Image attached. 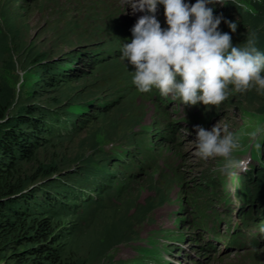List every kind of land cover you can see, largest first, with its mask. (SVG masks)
I'll list each match as a JSON object with an SVG mask.
<instances>
[{"label":"rangeland","instance_id":"obj_1","mask_svg":"<svg viewBox=\"0 0 264 264\" xmlns=\"http://www.w3.org/2000/svg\"><path fill=\"white\" fill-rule=\"evenodd\" d=\"M206 6L234 47L252 36L264 53V0ZM143 15L152 14L122 0H0V109L31 107L63 129L40 134L31 158L16 161L58 200L30 213L58 232L46 264H264V240L233 250L216 234L262 235L264 93L233 92L218 108L140 93L120 57ZM155 17L166 30L162 4ZM219 121L239 137L233 155L250 161L248 171L222 176L221 158L193 155L196 126Z\"/></svg>","mask_w":264,"mask_h":264},{"label":"clouds","instance_id":"obj_2","mask_svg":"<svg viewBox=\"0 0 264 264\" xmlns=\"http://www.w3.org/2000/svg\"><path fill=\"white\" fill-rule=\"evenodd\" d=\"M216 2L220 0H197L193 5L184 0H122L133 13L146 10L152 14L137 20L131 42L121 49V60L135 69L132 83L140 93L155 88L183 105L202 103L216 108L233 92L255 89L264 93V53L252 36L243 48L233 46L231 35L218 30L221 18L214 17L212 8L206 6ZM158 4L164 6L166 30L155 17ZM225 22L236 32V23ZM195 132L196 158H221L216 171L222 176L231 175L234 169L248 171L250 161L233 155L240 140L228 124L219 121L210 131L196 126Z\"/></svg>","mask_w":264,"mask_h":264},{"label":"trees","instance_id":"obj_3","mask_svg":"<svg viewBox=\"0 0 264 264\" xmlns=\"http://www.w3.org/2000/svg\"><path fill=\"white\" fill-rule=\"evenodd\" d=\"M96 54L102 55L101 52L88 55L94 58ZM25 112L4 115L0 109V259L46 264L54 261L58 252L55 247L58 232L50 226L47 216L30 213L40 214L37 210L44 208L48 200H58L48 186L32 184L22 175L16 161L31 158L32 148L42 139L40 134H59L63 129L51 122V115L37 116L38 110L31 107Z\"/></svg>","mask_w":264,"mask_h":264}]
</instances>
